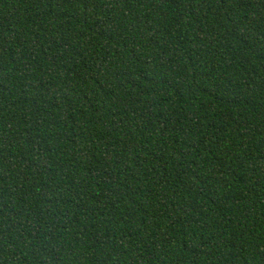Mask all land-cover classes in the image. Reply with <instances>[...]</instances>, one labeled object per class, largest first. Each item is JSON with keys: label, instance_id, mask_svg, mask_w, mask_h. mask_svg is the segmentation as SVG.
Listing matches in <instances>:
<instances>
[{"label": "trees", "instance_id": "1", "mask_svg": "<svg viewBox=\"0 0 264 264\" xmlns=\"http://www.w3.org/2000/svg\"><path fill=\"white\" fill-rule=\"evenodd\" d=\"M0 264H264V0H0Z\"/></svg>", "mask_w": 264, "mask_h": 264}]
</instances>
